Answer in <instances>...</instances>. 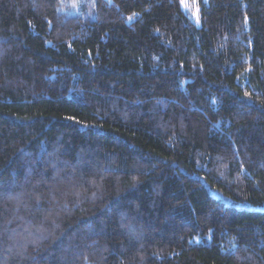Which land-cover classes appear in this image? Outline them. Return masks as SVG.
<instances>
[{
    "label": "trees",
    "instance_id": "1",
    "mask_svg": "<svg viewBox=\"0 0 264 264\" xmlns=\"http://www.w3.org/2000/svg\"><path fill=\"white\" fill-rule=\"evenodd\" d=\"M84 1L0 0V264H264V0Z\"/></svg>",
    "mask_w": 264,
    "mask_h": 264
},
{
    "label": "rangeland",
    "instance_id": "2",
    "mask_svg": "<svg viewBox=\"0 0 264 264\" xmlns=\"http://www.w3.org/2000/svg\"><path fill=\"white\" fill-rule=\"evenodd\" d=\"M194 1L185 2L184 8L192 12L191 6L196 4V1ZM67 4L69 6L67 12H69L70 14H79L81 12L82 6H84L86 3L84 0H68Z\"/></svg>",
    "mask_w": 264,
    "mask_h": 264
},
{
    "label": "snow or ice",
    "instance_id": "3",
    "mask_svg": "<svg viewBox=\"0 0 264 264\" xmlns=\"http://www.w3.org/2000/svg\"><path fill=\"white\" fill-rule=\"evenodd\" d=\"M129 19H131V17H129Z\"/></svg>",
    "mask_w": 264,
    "mask_h": 264
}]
</instances>
